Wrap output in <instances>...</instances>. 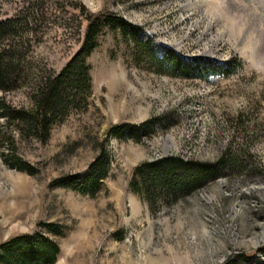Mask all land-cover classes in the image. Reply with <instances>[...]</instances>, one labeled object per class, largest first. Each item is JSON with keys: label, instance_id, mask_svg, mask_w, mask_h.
I'll return each instance as SVG.
<instances>
[{"label": "rangeland", "instance_id": "1", "mask_svg": "<svg viewBox=\"0 0 264 264\" xmlns=\"http://www.w3.org/2000/svg\"><path fill=\"white\" fill-rule=\"evenodd\" d=\"M177 1L0 0V20L18 17L26 40L24 81L0 96L27 106L33 75L56 72L74 53L89 12L161 29V15L174 14L179 23L170 35L197 26L208 38V18L186 11V0L178 9ZM202 1L221 18L212 29L222 40L218 48L232 56L228 65L188 60L172 73L174 56L154 55L137 33L132 39L105 28L86 57L85 105L52 125L44 141L17 136L0 118V242L42 232L38 223L53 221L65 232L48 234L58 252L44 264H264V0ZM244 7L251 16L239 11ZM149 117L152 130L137 139L107 131ZM102 141L107 172L93 194L48 185L64 174L81 179ZM227 146L244 152L238 165L175 201L150 203L129 185L141 161L212 160ZM10 152L35 171L8 165Z\"/></svg>", "mask_w": 264, "mask_h": 264}, {"label": "trees", "instance_id": "2", "mask_svg": "<svg viewBox=\"0 0 264 264\" xmlns=\"http://www.w3.org/2000/svg\"><path fill=\"white\" fill-rule=\"evenodd\" d=\"M84 17L81 40L74 53L56 72L40 70L33 75L27 106H12L0 96V118L11 126L17 136L42 142L47 138L52 125L61 122L69 111L85 105L90 86L86 57L96 46L97 38L105 28L117 29L124 37H136L138 27L126 22L121 16L89 12ZM18 21V17L0 20V92L19 87L26 75L23 72V45L26 40L21 36ZM171 64L172 73L181 67L176 57L171 59ZM154 121V118L149 117L137 123L119 122L107 131L114 136L126 135L137 139L140 133L147 134L152 130ZM10 153L6 159L8 165L28 174L35 171L15 153ZM243 153L232 152L227 146L212 160L182 159L176 155L144 160L132 168L129 185L150 203L155 200L175 201L202 187L222 168L238 165ZM106 172L107 162L102 141L81 179L72 174H64L51 178L48 185L68 187L91 195L100 188ZM38 225L42 232L34 235L21 233L0 242V264H44L54 261L58 244L48 234L63 235L64 225L53 221H41Z\"/></svg>", "mask_w": 264, "mask_h": 264}, {"label": "built area", "instance_id": "3", "mask_svg": "<svg viewBox=\"0 0 264 264\" xmlns=\"http://www.w3.org/2000/svg\"><path fill=\"white\" fill-rule=\"evenodd\" d=\"M176 6L179 9V0L176 2ZM190 14L192 13L190 12ZM161 19L165 20L163 29L157 28L154 25L141 24L142 30L138 33L140 38L150 39V47L157 55H161L164 51L169 50L178 56L200 57L211 61L213 60L216 63H222L229 59L230 54L222 52L223 50L218 48L222 40L218 39L216 41L213 29L207 30L205 25L204 31L208 35L206 39H202L201 35L199 36L197 26L186 30V35L181 37H179L180 34L177 32L175 38L173 34H170L173 33L174 27L178 25L179 16L173 14V17H171L168 13H163ZM195 33V38H190V35ZM198 43H200L201 46L196 47Z\"/></svg>", "mask_w": 264, "mask_h": 264}, {"label": "bare ground", "instance_id": "4", "mask_svg": "<svg viewBox=\"0 0 264 264\" xmlns=\"http://www.w3.org/2000/svg\"><path fill=\"white\" fill-rule=\"evenodd\" d=\"M230 4V3H229ZM225 6V5H224ZM227 6V5H226ZM225 6V7H226ZM230 8L232 7L233 8V5H228ZM184 9L186 11H189L191 13H194V12H201L203 13V15L208 18V21L211 22L209 25L211 28H208V29H212V26L216 25L217 23L220 24V17L219 15L217 14V11L216 10H213L211 8H208L209 6H207V4H205V2H203L202 0H186L185 1V4H184ZM228 8V9H230ZM250 8V7H249ZM224 9V8H223ZM228 9H224L228 15H230V11ZM249 10V11H247ZM253 10V8H252ZM239 11H241V13H246L247 16H251L252 14V11H250V9H248V7H244L242 9H240ZM225 12V13H226ZM254 13V12H253ZM225 15V14H224ZM227 15V14H226ZM232 15V14H231ZM234 16V15H233ZM221 25V24H220ZM207 26V27H209ZM218 26V25H217ZM222 28V31L226 30V28L224 26L221 27ZM207 29V28H206ZM225 36V35H224ZM222 37V36H221Z\"/></svg>", "mask_w": 264, "mask_h": 264}]
</instances>
